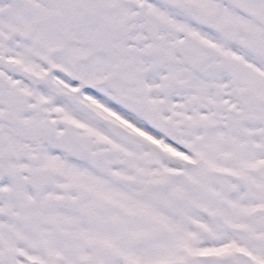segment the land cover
<instances>
[{
  "label": "snow or ice",
  "instance_id": "snow-or-ice-1",
  "mask_svg": "<svg viewBox=\"0 0 264 264\" xmlns=\"http://www.w3.org/2000/svg\"><path fill=\"white\" fill-rule=\"evenodd\" d=\"M0 264H264V0H0Z\"/></svg>",
  "mask_w": 264,
  "mask_h": 264
}]
</instances>
